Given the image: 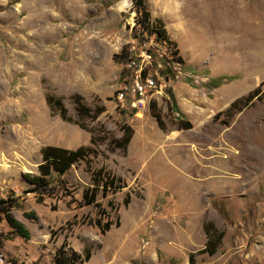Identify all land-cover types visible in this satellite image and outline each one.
I'll list each match as a JSON object with an SVG mask.
<instances>
[{
	"label": "rangeland",
	"instance_id": "obj_1",
	"mask_svg": "<svg viewBox=\"0 0 264 264\" xmlns=\"http://www.w3.org/2000/svg\"><path fill=\"white\" fill-rule=\"evenodd\" d=\"M121 2L128 7L119 10ZM145 2L182 63L135 25L132 0H0V203L11 201L10 215L29 232L16 234L0 212L6 257L55 264L64 247L89 251L76 264H189L190 257L193 264H264V0ZM141 50L151 56L149 72L166 82L152 101L161 128L152 102L122 107L115 97L127 58ZM218 76L234 79L206 88ZM254 90L247 107L225 114ZM47 95L61 100L67 120L50 110ZM76 95L104 111L94 121L78 117ZM181 122L190 128L179 129ZM128 128L126 149L112 150L109 140ZM46 146L93 153L62 177L53 174V194L38 202L24 175H38ZM87 165L126 184L97 197L100 210L119 220L104 234L91 224L96 207H76L91 185ZM208 224L223 233L213 255L203 251Z\"/></svg>",
	"mask_w": 264,
	"mask_h": 264
},
{
	"label": "trees",
	"instance_id": "obj_2",
	"mask_svg": "<svg viewBox=\"0 0 264 264\" xmlns=\"http://www.w3.org/2000/svg\"><path fill=\"white\" fill-rule=\"evenodd\" d=\"M132 3L138 17L136 19L135 25L141 27L142 31L147 33L148 35H153L156 41L168 44L169 47L173 49L171 51L172 60L178 63H182V58L179 55L178 48L176 44L172 42V40H170L163 21L160 19H155L153 21L150 20V13L145 0H132ZM233 79L234 77L231 76H218L210 79L206 83V88L217 89L224 83L230 82ZM256 94L257 90H254L246 97L236 99L226 109L225 114L228 117H232L233 114L240 112L243 108L248 106V104L253 100ZM45 100L51 111L52 109H55L62 120H67L66 109L60 99L54 98L51 95H47L45 97ZM73 100L78 117L88 118L90 121H94L104 111L103 107H97L95 109L86 107L82 103V98L79 95H76ZM150 108L152 116L155 118L158 126L161 128V125L159 123V115L155 113V102H152ZM171 110L178 113V115L179 113H181L172 95ZM80 127L82 128V126ZM178 128L189 129L190 123L181 122L178 124ZM130 139L131 130L128 128L127 131L123 132L122 136L119 139H110L109 146L112 150H125ZM90 143L92 145L96 143V139L93 136H91L90 138ZM92 151L93 150L90 147L85 146H80L76 149H67L56 146H46L42 148L41 163L37 166L38 175H24V180L31 185V188L26 191V193H35L37 194V201H42L44 196L53 194V188L50 186V178L52 177V175L55 174L56 176L62 177L74 164L78 163L79 161L86 160L90 153H93ZM87 172L90 173L91 185L82 191L81 200L79 202H76V207H96L99 215L98 218L94 219L91 222V224L94 225L101 234H104L108 232L112 227H118L119 220L118 218H116L115 221L111 220L108 213H106L104 210H100L101 205L97 201V197L98 195H101L103 198H106L108 195H114L115 193L125 188L126 184L121 177L114 175L105 167H101L97 170H91L90 166L87 165ZM129 202L130 196H126L124 205L127 206ZM5 203L7 205H4ZM11 207V201L9 203H7V201L1 202L0 212L5 215V220L16 234L20 235L21 237L28 238V230L10 215ZM54 209L55 208H53V210ZM111 210H113L112 207ZM29 218L36 219L34 214ZM205 233L208 234L209 239L203 251L208 255H213L217 249L220 239L223 236V233L218 231L211 224H208L205 227ZM212 235H214V238L212 237ZM89 258L90 253L88 250H85L84 256H81L76 252L67 253L64 251V247H60V249L55 254L54 261L55 264H76L88 261ZM189 264H193V260L191 257L189 259Z\"/></svg>",
	"mask_w": 264,
	"mask_h": 264
},
{
	"label": "built area",
	"instance_id": "obj_3",
	"mask_svg": "<svg viewBox=\"0 0 264 264\" xmlns=\"http://www.w3.org/2000/svg\"><path fill=\"white\" fill-rule=\"evenodd\" d=\"M150 65V54L142 50L127 58L124 64L127 76L123 79L122 85L117 89L115 96L120 106L124 107L127 104L133 108H137V105L149 106L155 100V96L163 97L166 92L164 90L166 82L162 81L157 74L149 72ZM0 264L20 263L6 257L0 250Z\"/></svg>",
	"mask_w": 264,
	"mask_h": 264
},
{
	"label": "bare ground",
	"instance_id": "obj_4",
	"mask_svg": "<svg viewBox=\"0 0 264 264\" xmlns=\"http://www.w3.org/2000/svg\"><path fill=\"white\" fill-rule=\"evenodd\" d=\"M118 7H119V10H124L126 7H128V5H127L126 2H121V3H119ZM24 169H25V168H24ZM26 170H27V169H25V171H26Z\"/></svg>",
	"mask_w": 264,
	"mask_h": 264
}]
</instances>
